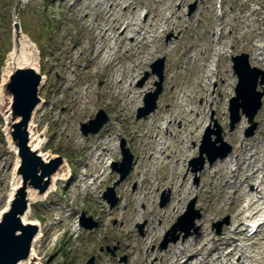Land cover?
<instances>
[{
  "label": "rangeland",
  "instance_id": "1",
  "mask_svg": "<svg viewBox=\"0 0 264 264\" xmlns=\"http://www.w3.org/2000/svg\"><path fill=\"white\" fill-rule=\"evenodd\" d=\"M71 1L29 0L25 3L21 0H0V78L1 69L3 70L2 67L13 47V24L20 22L23 32L36 45L35 52L40 58L41 74L46 73L48 78L47 86L39 91V96L47 100V105L38 110L35 116L38 135L46 140L43 152L61 155L69 169L76 171L73 172L74 178L70 183L59 181L57 193L33 205L34 215L31 220H40L44 233L40 252L45 256V260L51 259L50 264H85V259L94 255L95 248L100 242L108 241L112 246L113 237L121 240V243L127 238L133 244L132 249L128 250L134 255L137 254V250L142 249L147 250L149 256L154 253L159 260L162 259L161 264H181L180 261L174 262L177 258V249L169 250L170 245L158 253L151 248L157 245L192 201H195L193 208L200 212L201 217L194 220L193 227L190 228V238L198 237L202 228L213 235H220L231 227L233 221L231 215L225 211L230 205V200L226 198L225 188L219 184L223 176L215 179L209 174H204L206 170L212 171L229 159L217 160L212 165L206 161L202 169H198L201 166L199 161L194 162L200 156L203 136L210 131L211 141L216 147H220L222 143L215 141L219 133L222 140L232 146L230 155L234 156V153L238 154V148L244 140L264 135V97L262 108L255 117L257 128L250 137L246 136L250 124L245 117L230 130L228 110L229 100L235 96L237 84L231 57L245 52L250 55L252 65L264 68V62L258 61L259 57L264 59V0H223L221 9L218 0H177L172 3L170 11L174 13L173 18L178 23V30H168L152 47L142 45V49L150 53V61L147 65H139L140 68H136L132 88L141 91V95L135 100L143 106L145 94L153 91L158 81L157 76L151 73V64L157 58H165L162 92L157 101V108L164 101L171 102L170 84L176 88V94L173 95L176 100L173 101L174 105H177L180 99L177 95L180 89L198 91L204 66L208 65V61L201 60V52L206 50L207 56L213 57L216 40L226 48L227 52L217 57L222 80L216 76L211 77L208 93L214 96V104L211 101L204 113H198V119L193 126L195 128L193 139L190 137V127L183 129L180 122L166 129L164 126L146 124L144 122L147 120L146 117L137 119L138 106L132 112L126 111L131 114L129 119L120 121L115 119L114 116L119 110L118 100L106 92V89L115 83L112 79L115 67L121 62H125L126 65H130V62L119 59L103 70L101 60L89 55L88 33L85 32L86 28L81 20L83 12L96 9L92 4L83 1L72 10ZM146 1L138 0V3L145 4ZM150 2V5L159 11L162 20L163 13L168 14L166 6L157 5L154 0ZM192 5H195V9L190 13ZM253 8L259 11L250 14ZM142 10L145 12L146 9ZM221 12L223 18L220 20L218 17ZM220 28L223 31L219 38L215 33H218ZM61 41L64 42L60 44ZM185 47H192L194 53L183 56ZM50 53L53 54L51 57ZM54 55L57 57L53 58ZM63 64L69 65L71 71ZM147 72L149 75L146 78ZM64 76L66 81H63ZM142 80L144 82L139 85ZM129 81L126 79L122 85L127 86ZM230 83L234 85L230 86ZM87 86L92 104L83 110L80 99H73L72 96H75V93L82 94ZM257 90L264 91V85L258 86ZM216 108L220 110L218 117ZM98 110H104L107 124L96 135H82L80 124L95 118ZM98 140L106 142L110 156L115 161H121L123 141L125 147L135 155L132 171L119 185H115L118 203L114 209H110L103 200L106 188L112 187L118 179V174L112 171L111 158L102 165L106 176L101 183L97 181L95 192L84 191L80 186L82 183L77 179L83 171L82 165L90 161L91 150ZM255 144L258 145L257 142ZM165 145L171 146L169 151L175 157L167 159L160 153L161 147ZM186 146L191 148L192 152L187 155L182 166L177 159L184 156L181 150ZM155 148L159 149L155 154L158 158L153 159L152 150ZM203 157L207 159L206 153H203ZM239 158H242L241 154ZM82 160L83 164L79 163ZM260 161L258 158L255 165ZM17 165L18 158L8 141L3 114L0 113V216L8 204L13 185L18 180ZM225 171L222 166L220 175H224ZM201 186H203L201 195L207 198L206 212L199 205L200 197L196 196ZM188 187L192 188L190 194L187 193ZM252 188L253 182L246 187L247 190ZM59 189L63 196L66 191L64 198L59 195ZM168 192L169 203L164 208H159L160 195ZM174 203H177L176 212L172 209ZM64 210H67V213H64ZM81 210L94 214V217H99L101 221L100 227L90 235L83 233L78 236L77 220L82 213ZM205 214L208 215L207 221L203 217ZM225 218H228L229 223L217 234L214 223ZM156 219L161 220L160 226ZM120 222L125 224L123 229L117 226ZM140 225H145L143 237H140ZM195 228H199V234L195 233ZM177 234H180L178 242L186 240L183 238L184 233H180L179 229ZM104 258L106 257L100 259L102 262L99 264H111Z\"/></svg>",
  "mask_w": 264,
  "mask_h": 264
},
{
  "label": "bare ground",
  "instance_id": "2",
  "mask_svg": "<svg viewBox=\"0 0 264 264\" xmlns=\"http://www.w3.org/2000/svg\"><path fill=\"white\" fill-rule=\"evenodd\" d=\"M23 1L26 3L29 0ZM83 1L89 5L92 4L93 8L96 9L91 12L85 11L81 15L82 24L86 28L85 32L88 33V42L90 44L89 55L101 60L103 70L106 66H111L119 59L130 62V65L121 62L120 65L115 67L114 74L112 75L115 83L110 84L106 89V92L117 97L118 100L117 108L119 110H117L114 116L115 119L118 121L129 119L131 114L126 113V111L132 112L134 108L140 105V102L136 101L135 98L141 95V91L132 88L133 79L136 77L134 72L137 70L136 68H140L139 65H147L150 61V53L143 50L142 45L146 44L152 47V45L161 40L168 30H178V23L173 18L174 13L170 11L172 3L177 0H154L157 5L166 6L165 10L168 11V14L163 13L162 20L160 19L159 11L150 5V0L146 1V5L138 3V0H72L70 7L74 10L76 5ZM142 8L146 9L144 14L141 12ZM258 11L259 9L253 8L250 14H255ZM142 16H144L143 19ZM63 42L61 41L60 44ZM35 47L34 41L22 30L14 33L13 47L8 54L3 82L12 67L29 66L41 72V62L39 55L35 52ZM213 51V57L207 56L206 50L200 54L201 60L208 61V65L204 66V74L202 79L199 80L198 91H184L180 89L177 94L180 98L177 101V106L173 103V101L176 102L173 96L176 94V88L170 84L172 93L169 95V98L171 102L164 101L156 111L147 117V120L144 121L146 124L150 126H164L167 129L180 122L183 129L187 128V126L190 127V137L193 139V126L198 119V113H204L207 104L211 101L214 104L215 101L214 96L209 95L208 91L211 85V77L216 76V78H220L217 57L227 52L224 45H220L219 41H216ZM193 53L192 47H185L183 50V56L185 57ZM52 55L50 53V57ZM55 57L57 55H54L53 58ZM63 66L66 69H70L69 65L63 64ZM96 74L97 70L94 71V75ZM102 75L104 76V73ZM47 79V74L42 73L41 88L47 86ZM126 79L130 81L127 83V86H124L122 84H124ZM220 79L222 80V78ZM63 81H66L65 76ZM194 85L196 86L197 84L194 83ZM229 85L233 86L234 83H230ZM75 96H72V98L80 99V106L83 110L92 104L89 86L84 89L82 94L75 93ZM44 102L47 103V100L41 97V102L35 109L29 124V134L33 149L37 150L47 160L56 154L53 152L49 154L43 153L46 140L41 135H38V125L35 123L37 111L43 109L45 106ZM219 113L220 110L216 108L217 117ZM256 142L258 145L255 144ZM170 147V145H165L160 149V153L167 159L175 157L170 153ZM152 151L153 159L158 158L155 154L159 149L155 148ZM181 152L184 153V156L178 157L177 160L183 166L187 155L192 152V149L186 146L183 147ZM239 154L242 155V158H239ZM228 157L229 160L225 161L223 165L215 167L212 171L206 170L204 174H209L215 179L223 176L222 182L219 184L225 188L227 193L226 198L230 200V205L225 211L232 217L231 227L227 228L220 235H213L205 228H202L198 237H189L182 242L170 243L171 249H177V258L174 262L180 261L182 264L264 263V135L259 138L244 140L240 144V148H238V154L234 153V156L229 155ZM90 158L92 161L83 165L84 173H81V175L85 178L90 177L93 179L91 183L93 186L91 189L90 186L88 188L92 192H95L97 187L96 181L99 180L101 183L106 176L102 165L110 158L112 161L115 160L110 156V149L104 140H98L91 150ZM258 158L261 161L258 165H255ZM222 166L226 170L224 175H220ZM97 168L99 169L97 170ZM96 172L97 174L94 175L93 173ZM72 179L73 174L67 168L66 162H64L59 171L52 177L51 186L44 195L40 196L35 191H30L29 209L23 216V221L41 226L40 221L31 220L33 213L30 206L44 200L52 192L56 191L59 180L70 183ZM78 180L81 181L80 177H78ZM251 182L254 183V188L247 190L246 187ZM19 185L20 180L18 179L13 185L10 199ZM202 189L203 186L198 189L196 196L200 197L198 199L199 205L206 212V208L208 207L206 204L207 198L201 195ZM191 190L192 188L188 187L187 193L190 194ZM173 197L175 198L174 194ZM175 199L178 200L177 198ZM172 209L174 212L178 211L177 203L172 205ZM234 211L237 213H232ZM203 217L205 221L208 220V215L205 214ZM249 228H256V230L253 233H249ZM40 237L41 235H38L35 241L39 240Z\"/></svg>",
  "mask_w": 264,
  "mask_h": 264
},
{
  "label": "water",
  "instance_id": "3",
  "mask_svg": "<svg viewBox=\"0 0 264 264\" xmlns=\"http://www.w3.org/2000/svg\"><path fill=\"white\" fill-rule=\"evenodd\" d=\"M15 28L18 30L17 24ZM233 60L239 82L236 88L237 96L231 100V127L234 128L235 123L240 120L239 109L242 108L249 121L252 122V127L248 132L250 135L256 127L253 119L261 108V98L264 92L257 91L256 87L259 76H261V84H264V72L250 66L247 54L236 56ZM152 67L153 73L159 78V82L156 84V90L146 95L145 107L141 108L138 118L155 110L157 98L162 90L164 58L157 60ZM41 83L42 76L39 71L29 66H17L9 70L1 86L3 101L1 109L6 119L9 141L18 156L16 176L20 180V185L14 191L7 209L0 216V264H20L32 260L31 248L39 233V228L35 224L23 221V216L29 209V193L35 191L40 196L44 195L51 186L52 177L64 163L60 156L45 160L37 150L33 149L30 143L29 124L35 109L41 102L39 97ZM106 121L107 118L100 111L95 120H90L89 124H82L81 131L85 136L89 133L95 134ZM218 141H221L220 137H218ZM216 151L210 142V134H207L201 147V155L207 153L208 159L212 163L218 157H225L230 148ZM122 154V162L115 163L113 167L115 171L120 173V179L116 184L120 183L132 168L133 155L124 147ZM198 160L202 167L203 157ZM104 199L110 203V207L116 205L117 198L114 196L113 187L107 189L104 193ZM167 201L168 196H163L161 206L166 205ZM199 217L200 214L193 209L192 202L185 214L180 216L178 222L173 226L172 240L177 239V236L174 235L177 228L188 236L194 220ZM222 224L221 222L216 224L218 231H220ZM81 225L92 229L97 226V222L93 221L91 217L86 218L85 213H83ZM169 235L171 236L170 232L163 241L162 247H166ZM31 264H35L33 260Z\"/></svg>",
  "mask_w": 264,
  "mask_h": 264
},
{
  "label": "flooded vegetation",
  "instance_id": "4",
  "mask_svg": "<svg viewBox=\"0 0 264 264\" xmlns=\"http://www.w3.org/2000/svg\"><path fill=\"white\" fill-rule=\"evenodd\" d=\"M113 242L115 244L114 264H133V256L130 255L129 250L121 249V242L118 239L114 238Z\"/></svg>",
  "mask_w": 264,
  "mask_h": 264
}]
</instances>
